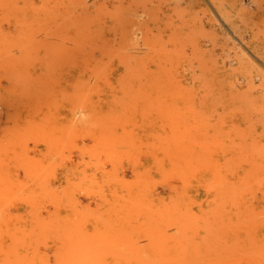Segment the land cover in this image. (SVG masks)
<instances>
[{
    "label": "rangeland",
    "instance_id": "rangeland-1",
    "mask_svg": "<svg viewBox=\"0 0 264 264\" xmlns=\"http://www.w3.org/2000/svg\"><path fill=\"white\" fill-rule=\"evenodd\" d=\"M89 3L0 0V264H264L258 108L243 176L180 186L153 173L158 163L142 140L108 148L93 107L107 73L89 87L78 82L74 22ZM216 194L236 198L237 224L188 223L184 214L199 217ZM166 217L183 224L164 226Z\"/></svg>",
    "mask_w": 264,
    "mask_h": 264
},
{
    "label": "bare ground",
    "instance_id": "bare-ground-1",
    "mask_svg": "<svg viewBox=\"0 0 264 264\" xmlns=\"http://www.w3.org/2000/svg\"><path fill=\"white\" fill-rule=\"evenodd\" d=\"M206 2L95 1L74 22L79 84L89 87L100 70L107 73L93 103L103 144L142 140L158 163L153 173L180 186L250 174L254 110L264 119V72L254 62L264 66V0ZM92 163L95 173H108ZM205 202L199 217L184 214L188 223L237 224L230 212L236 198L221 203L216 194ZM161 223L183 224L171 217Z\"/></svg>",
    "mask_w": 264,
    "mask_h": 264
}]
</instances>
